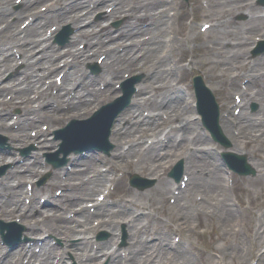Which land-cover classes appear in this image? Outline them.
I'll return each instance as SVG.
<instances>
[{
	"label": "rangeland",
	"instance_id": "1",
	"mask_svg": "<svg viewBox=\"0 0 264 264\" xmlns=\"http://www.w3.org/2000/svg\"><path fill=\"white\" fill-rule=\"evenodd\" d=\"M225 2L226 0H220V5L218 3L216 5H211V12L210 9L208 10V15L210 17L216 18L217 21L219 20L222 25H228L227 23L233 22L232 20L237 14L234 9H228L230 5ZM185 27L189 29L190 33L194 32L192 27H190L189 25H186ZM217 28L219 29L220 27L214 26L210 29L211 37L213 39ZM229 34L230 33L224 34V37L221 41L222 44L226 43L227 37L230 36ZM198 39L199 37H197V41ZM199 48L201 49V46H199ZM218 56L219 54L217 55V57ZM206 58L209 59V63L213 67L206 69L203 73L207 84L211 87H219L220 89L218 90V92L224 98L225 93L222 89V86L224 85L225 80L229 77L228 75L235 72L232 63H237L239 61L232 58L226 63L224 62V59L214 60L213 62H211L210 56L205 53V57H203V59L200 58L198 60V62L200 63H197V60H194V63L203 66V63L205 62L204 59L206 60ZM213 70L217 73V75L214 76ZM7 94L9 93H6V96ZM17 106L20 107L18 104L9 107L10 113L6 118L7 121L11 117L13 118L14 115H16V113H13V111L15 110L14 108H16ZM200 126L201 125L199 124V126L196 127L197 130H199ZM29 128L30 127L27 128V132L30 134ZM8 134L10 133L4 131L2 126H0V135L4 139V142H7L8 139H10V136ZM205 139L206 141H209V137ZM143 140L146 143V139L144 138ZM113 142L114 141H112V143ZM257 143L259 144L261 143V141L257 140ZM262 144L264 146V142H262ZM5 148L6 147H4V149ZM213 153L217 155L216 152ZM110 155L111 153L107 154L106 156ZM132 157L134 156H128V158ZM166 157H160L159 163L154 162V166H152L153 172L138 171L134 168V161L128 162V158H122V163L125 164L127 167L123 168L125 172L124 175L120 177V180L116 185V194L114 197H116L119 201L123 196H128L126 197L128 199V205H131V203L133 202L131 200L133 199V192L139 193L140 197L142 193L143 201H145V204L147 206L151 207V212L153 214L151 218L148 219L149 225L157 226L161 223V220L165 219L166 217L167 221H164H166L168 226L170 225L173 228H170L172 231H169L170 233L168 234L170 239L173 237V234L176 233V231L174 230V225L178 223V218L183 220L185 223H188L186 224V228L181 225L179 229V232L182 235L181 240L178 244L182 247H185L183 248L184 254L181 259H179L177 264H264V261H261V256L264 255V232L261 236V232L258 231L259 233H256L257 230L255 231L254 229L256 228L258 230L264 231V228H260L259 225H254V220L256 222H259V218L264 220V168L262 169V166H264V162L259 158L251 159V162L253 160H256V163L254 162L255 165L258 162V168L256 169L255 174L244 176L237 175V180L235 181V186L233 190H230V188L226 186L225 178L222 177V174L217 177L218 183L216 187L218 188L219 192L221 193L223 192V190H226V195H229L231 202H233V204L238 208V210L237 208H232L235 211L236 216H238V219L234 222H224V216L221 215L220 212L213 211L215 205L218 206L217 209H219V207L223 205L224 201L222 200L223 197L221 195L211 198L210 203L207 201L203 202L205 198H200L198 200V194H201V196L203 195V197L209 194L207 190L210 187L207 184H203L204 182H201L200 184L196 183L191 189L189 197L194 203H197V201L203 202V205L205 206V211H199L197 208H195V206L186 207L184 211L183 207V212L181 214H177V212L169 210V212L167 211L168 215L164 213L162 214L161 212V215L159 217L156 216L157 210L160 208L156 205L160 204V199L158 198L159 190L154 187V184L158 182L162 177L171 178L168 175V172L170 171L172 166L170 164L169 155H166ZM96 159L94 160L96 161ZM98 161L99 163L106 164V161L102 160L101 157H99ZM146 163L150 164L151 161L147 160ZM117 169L120 170L122 168ZM222 170V173H225L223 164ZM132 171H136L140 174L139 176L147 178L146 180L153 179L154 182L152 184H149V186H146L145 189H139L137 187H134V185H131L129 183L130 172ZM202 184L204 185V187L202 186ZM168 196L169 195L167 192L163 196L164 201L166 203L171 202ZM261 197L263 198L261 199ZM244 200H250L251 207L253 208H246L243 204ZM211 205L212 208L209 207ZM141 210L142 209H138L136 206H133L130 213H132L133 216L138 217V220L143 219L144 215L140 213ZM183 214L185 215V217H182ZM23 223L22 229H24L25 227ZM102 228L104 227H101L100 229ZM184 229H187L188 231L186 234H184ZM83 235H88V232L83 233ZM58 244L59 248H61L64 242L62 244ZM70 252V261L72 262L74 251L70 250Z\"/></svg>",
	"mask_w": 264,
	"mask_h": 264
},
{
	"label": "bare ground",
	"instance_id": "2",
	"mask_svg": "<svg viewBox=\"0 0 264 264\" xmlns=\"http://www.w3.org/2000/svg\"><path fill=\"white\" fill-rule=\"evenodd\" d=\"M116 1L118 2V0H116ZM137 2L139 4H142L143 6H148V4H149V2L147 0H137ZM119 5H121V4H119ZM10 10H12V9H9L8 11H10ZM31 29L32 28L29 27L28 29H24V30L27 31V30H31ZM137 29H135V30H137ZM220 32L221 31H219V33ZM88 39H89L90 44L97 42V40L93 41L90 38H88ZM30 43H31L30 41H27V43H24V44L27 45ZM149 44H152V42L150 41ZM1 48H2L1 50H5L7 47H5V45L3 44V46ZM69 50H71L72 54H75V56H73V58H72V63L74 64V67H75V65L77 67L80 66L82 61H83V58L82 59L80 58V51L74 49L73 47H69ZM63 51H65V50H63ZM48 55H49L48 53L42 54V52H41V56H43L45 59L47 58ZM10 59H12V58H10ZM31 70H33V68L28 69L26 71L25 75H27V74L30 75ZM104 71L109 73L111 76L116 75L119 71V66H116V64H114V66H112V62H106L105 61L104 65H103L102 74L104 73ZM72 73H74V72L72 71ZM25 75H23V80L26 78ZM72 75L73 74H71V76ZM71 76L70 77L65 76L64 78L66 81H69L68 79L71 78ZM29 81H30V83H24V84L18 85V92H20L22 90L30 91L31 87L34 86L36 79L30 78ZM73 88H75V87H73ZM84 93H85V95L82 96V92L79 90V88H76L75 100H73L69 104L68 110H58V109H54L51 106H49V110L56 113V114L51 116V120L53 122H58V121L63 122L65 119H67L71 116H78V117L84 116V115H86V113L91 108L98 105L96 103L98 99H99L98 101H100L102 98H105L107 96L106 92H104L101 89L97 90L94 85L91 87H87L85 89ZM19 97H21L20 93H19ZM45 97H46V100H50L51 94L48 93L47 95H45ZM28 101H31L30 97H29ZM2 103H5V100L0 98V105ZM144 103L149 104L152 107H154L156 105L155 101L153 99H150V98H147V100H145ZM177 103H179V102L177 101ZM32 112H34V113H32ZM31 113L33 114L32 120L34 122L35 117H39V115H38L37 111L34 110L33 108L31 109ZM3 115L4 114L0 113V119H2V120H4ZM26 118H27V115H25L24 121L22 122V125L19 126V128L22 130V136L20 138V141H21V139L25 140V139H28V137H29L26 134L25 128H26L27 124L31 123L32 121H25ZM138 120L142 121L144 124H148V120H146L145 117L142 118L141 115H138ZM97 122L99 123V120H97ZM5 123H6V121H4V122L2 121V124L5 125V127H6L7 125ZM252 123H257V121L255 119H253ZM224 125H225V128H227V122L226 121H224ZM159 127L161 129L163 128L162 125H159ZM76 128L82 129L79 126H77V127L73 126L69 130L77 131L78 129H76ZM78 132H80V131H78ZM188 133H189V130H188ZM117 138H122V137L118 136ZM196 139L199 140L200 136H198ZM169 142H170V144H169ZM42 143H44L42 146H46V147L51 146L50 140H47V141L43 140ZM168 144L170 145L168 148L169 149L168 151H170V147L173 146V142L168 141L166 143V145H168ZM132 150L135 151L136 147L133 146ZM145 155L148 156V154L146 152H145ZM0 159H4V158L2 156H0ZM187 161L188 160L186 159L185 162L187 163ZM22 168H24L25 170L28 171L30 168V164L27 163L25 165H22ZM92 171L95 172L94 170H92ZM190 174H191V177L189 179V183H188L189 185L187 184L186 188L179 190L178 195H176L177 196L176 197V203H175V205L172 204L174 207L171 204H166L163 201V199H164L163 194L166 193L167 190H169L167 184L165 183V180H163L157 186V189L160 192V194H159L160 205H156V206H159L160 209H162V210H165L167 208L171 209V210H173L175 208V210H178V207L181 204H183V207H190V205L193 206V203H189L186 201V194H189V192L191 190L189 188V186L195 185L196 183L200 184L201 182H204L203 184H207L210 187L207 191H209L211 189L210 190L211 193L209 192V194L211 195V198H212V193H216L219 191L216 186L218 183L217 177L220 176V170L217 167L212 166V163H207L206 159L196 160L193 167L190 166ZM84 176L86 177V180L88 181V184L86 185V192L88 194H91L98 187V185L102 182V180L104 178L103 174L102 175H100V174L96 175V173H93L92 176L91 175H84ZM19 177H22V178H20V180H23V179H25L26 174L21 173L19 175ZM10 183L11 182L7 181V185L9 186V188L7 190H5L6 186L2 185L3 193L11 192V193H15L17 195V192L20 190V188L19 189L14 188L13 189L14 192H13L12 191V185H10ZM203 184H202V186L204 187ZM22 191L23 190L21 188V192ZM0 192H2L1 187H0ZM209 194L207 196H209ZM205 198H206V196H205ZM75 201H76V198L71 201L72 203L69 201L68 202L70 203V205H73V202H75ZM136 201L137 200H135L134 202H136ZM138 201H140V202L143 201V194H141V197ZM205 201L208 202L210 200L205 199ZM6 202H8L9 205H11V206L5 205ZM68 202H65L64 204H68ZM203 204L204 203L201 204V206L203 207L202 211H205V209H204L205 206ZM224 208L227 209V211H228V216H227L226 222H230V221L234 222L235 220L238 219V216H236L235 211L232 208H230L229 206H224ZM75 210H78L79 215H82L81 216L82 222L86 223L85 228L92 229L94 226L90 223V218H91L90 216L94 212L90 213L85 208V206L83 204H80L77 208H75ZM127 210L128 209H125V207L119 203H116L114 207L111 205H99L98 204V206H96L95 215L100 216L101 220L99 223L103 224L107 228H109V230H111V234H114V229L118 223V218L124 219L127 217H128L127 226L132 228L131 229L132 232H138L141 229L139 227L141 225L136 220H133L129 216V212ZM28 211H29L28 208L26 206H23L22 202L16 196H14V198H8L7 201H1L0 200V213H2V214L4 213L6 215V217H8V216L10 217L12 214H14L16 212L19 214H25L26 218L28 220L29 229L32 230L34 228L39 227L40 222L38 221L37 215L33 216ZM54 213L56 214L55 218L57 221H63L64 222L65 228L63 229L62 235H65V236L70 235V234L72 235V232L80 231L78 229V227H76V224L72 223V222H74V220L70 221L71 219L68 220L65 218L66 219L65 220L64 218H62L61 210L58 209ZM29 216H31V217H29ZM48 226L50 229H52V231L56 228V224L53 222H48ZM160 234L162 235L163 239L166 237L165 232L161 231ZM113 238H114V236H112V239ZM104 244L107 245L108 242H104ZM76 246H79V248H80V251L77 252V256L80 258L79 264H94L92 261L95 257H97L98 252H90V254H88V252L83 250V247L80 246L79 243L76 244ZM167 246L168 245H164L163 247H161L159 249L158 258L154 261V264L158 263V260H159V258H161L163 253L168 252ZM151 247H152V243L144 244L143 240H139L138 243L135 245V247L132 249V252H131L130 257H129L130 261H133V264H135V263L140 264V261L142 259H144L145 257H148V251L151 249ZM52 251H53V248L51 246H49L48 243L45 241L43 244H41V248H40L39 252H37V253L34 250L33 251H30V249L26 250L25 246L18 247L14 253H10L8 256L7 255L5 256L4 255L5 253L2 252V250H0V257H3V260L1 258L0 259L2 260V262H1L2 264H11V263L16 264L17 262L20 261L19 259L22 260V256L27 255L29 258L27 259L25 264H34L33 259H32L33 257H36L37 259H39L40 264H61L62 263L61 260L54 263L55 260L53 258L54 257L53 253H51ZM142 253H144V256H142ZM107 254L106 255L109 256L108 264H119V262L121 261V258L116 256L117 254H112L109 251H107ZM175 254H177L176 251H175ZM21 263H23V261ZM95 263H98V260L96 262V259H95Z\"/></svg>",
	"mask_w": 264,
	"mask_h": 264
}]
</instances>
